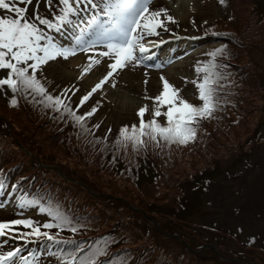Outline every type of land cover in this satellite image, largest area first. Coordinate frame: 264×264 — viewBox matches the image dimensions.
Listing matches in <instances>:
<instances>
[{
	"label": "rangeland",
	"instance_id": "1",
	"mask_svg": "<svg viewBox=\"0 0 264 264\" xmlns=\"http://www.w3.org/2000/svg\"><path fill=\"white\" fill-rule=\"evenodd\" d=\"M174 1L156 0L153 4V9H168L176 21L167 24L169 31L162 36L181 37L176 33H184L181 39L186 48L193 46V52L188 54L186 59L179 60L168 68H152L146 64L129 66L115 77L118 85L113 88L109 83V87L90 97L87 105L94 104L95 118L102 122V129H118L127 123L135 124L140 120L138 109L144 105L148 106L144 118L151 119L155 105L151 99L145 97H154L162 90L160 75L180 89V95L184 99L190 103L195 102L198 89L193 81L200 75L196 72V61L203 52L206 51L207 55V48L211 47L206 28L212 23H217L223 28H232L239 36L245 37L248 31L255 33L259 38L258 43L244 44L245 50L239 51L241 65L248 61L247 66L241 71L223 72L225 78L219 93L222 98V118L228 124L227 128H219V133L223 136L231 135L233 138L239 136L241 140H246L252 145V152L225 157L220 162L219 169L209 178L206 192L192 197L194 206L191 205L187 219L183 218L180 222L188 227L196 226L194 223H197L203 235L212 242L224 240L233 250L237 249V246L232 237L242 241L248 240L244 242L245 247L241 250L243 258L238 260L245 264H264V23L257 24V19L264 22V0H231L227 9H223L216 0H181V7L180 0H176V3ZM31 5H26L30 19L37 13L51 19L53 13H58L59 10L58 0H52L50 9L45 0H38L29 14ZM186 8L190 11L187 12L186 22H182L176 14L182 15ZM218 19L221 20L216 21ZM75 25L67 26L60 33L53 30L50 34L58 42L70 44L72 37L78 35L84 27L83 24ZM74 30L79 33L74 34ZM89 55L95 53L77 52L67 60L58 58L42 66V81L49 88V93L55 95L63 86L70 88L69 94L77 89L73 94L74 103L77 104L79 98L86 95L90 89L86 83L96 76L101 77L108 69L105 59L101 58L99 65H94L87 73L83 72V68L89 63ZM178 62L182 67L173 70L171 77L167 76V73L177 67ZM4 75V70H0V78ZM5 89L6 92L0 88V117L3 121L0 127L10 129L11 138L1 139L5 149L2 157L8 158L11 166L29 172L35 182L33 192L50 193L56 200H71L72 208L69 214L82 224L83 228L88 224V207L93 209L97 217H102L107 211L115 214L119 206L128 210L127 205L132 209H141L146 215L148 213L160 225L165 222L162 216L178 212L179 198L176 191L167 190L156 182L146 183L143 188H133L122 185L123 180L111 181L104 173V167L106 158L113 149L109 147V151L106 150L104 141L99 139L97 142L81 129L74 128L82 148L73 146L65 129L56 130L53 126L52 119L61 117L59 112L46 107L43 110L36 102L37 99L21 93H7L8 89ZM13 95L18 101L17 106L10 103ZM164 110L165 108H161V112ZM31 115L34 117L33 126L29 124ZM61 118L76 124L66 114ZM156 119L166 124V117L163 115ZM115 149L118 154L124 152V148ZM2 167L0 164V169ZM71 181H76L77 184ZM85 186L98 190V193L91 195L84 192ZM106 197L111 200H101ZM112 198L117 201L115 204H112ZM2 200L3 196L0 195V202ZM129 215L143 222L140 215L132 212ZM23 217L47 219L46 216L36 214L35 210H20L13 206L0 207L2 221ZM127 234L131 238L130 246L135 250L149 243L147 237L134 233L132 223L127 228ZM154 236L156 245L163 248L162 252L170 253L169 258L175 264H234L231 261L221 262L210 252L198 256L181 253L183 246L180 242L165 239L157 233H154ZM16 246L24 247L11 243L5 248ZM31 246L25 247V254ZM218 252L229 258L224 248L219 247ZM40 260L42 264H57L45 255L41 256Z\"/></svg>",
	"mask_w": 264,
	"mask_h": 264
},
{
	"label": "snow or ice",
	"instance_id": "2",
	"mask_svg": "<svg viewBox=\"0 0 264 264\" xmlns=\"http://www.w3.org/2000/svg\"><path fill=\"white\" fill-rule=\"evenodd\" d=\"M31 3L32 0H0V10H5L0 11V70L5 72L4 77L0 78V88L6 87L13 94L31 95L34 99L39 96L40 100L36 102L59 112L61 117L67 114L84 133L91 131L86 126L85 117L91 116L96 108L78 115L63 98L67 89L59 95L49 93L42 83V66L58 58L67 60L77 52L95 53L88 56L89 63L83 68V72L87 73L94 65L101 63V58H108L111 61L109 70L80 99V105H83L106 82L114 88V79L110 78H114L119 70L145 64L151 59L150 49L156 46V42L147 38L159 36L160 29L169 31L167 24L176 23L168 9H152V0H58V13H53L51 19L38 13L30 19L26 5ZM77 23L84 27L72 37L70 44L58 42L50 34L53 30L60 33L67 26ZM224 51L222 46L208 52L210 59L196 67V72L202 75H198L193 83L198 89L201 104L188 102L180 95V89L162 75V90L159 94L145 97L154 102L153 118L145 120L148 106L140 107L139 125L121 127L115 146L126 149L131 144L135 150H139L146 144L144 137L156 144L161 141L186 144L195 139L196 125L201 119L212 116L218 103L216 93L220 87L219 81L225 77L219 70L222 66L216 58L223 55ZM161 66L155 65L157 68ZM10 103L17 106L15 95ZM161 108L165 110L161 112ZM161 115L166 117V124L156 119ZM94 127L98 128L99 125ZM96 139L99 142V138ZM104 139L106 141L107 137ZM4 194L14 196L21 209L37 208L47 219L23 217L0 220V238L11 237L23 240L26 244L42 241L38 249L28 250L25 254V248L20 246L5 248L8 239H3L0 241V264H42L40 257L44 255L57 257L58 264H127L126 255L119 253L113 254L108 260L100 259L108 255L112 243L108 237L98 238L94 242L59 238L60 232L67 230L76 234L83 225L74 220L50 193L31 192L19 181L12 183L9 191L8 178L0 174V195ZM3 206L0 203V207ZM52 229L57 231L52 233Z\"/></svg>",
	"mask_w": 264,
	"mask_h": 264
},
{
	"label": "trees",
	"instance_id": "3",
	"mask_svg": "<svg viewBox=\"0 0 264 264\" xmlns=\"http://www.w3.org/2000/svg\"><path fill=\"white\" fill-rule=\"evenodd\" d=\"M236 34L238 35V33H236ZM238 37L241 38V42H242L241 49H244V47H245L244 44H246V45L257 44L259 41L258 36H256L255 33L249 32V31L245 37H244V35H241V36L238 35ZM247 64H248V61H246L244 63V65L242 66L241 62L239 61V56H237V61H236V63H234V66L239 67V68H241V70H243L247 66ZM33 118L34 117L31 115V121L29 122V124L31 126H33L32 125V119ZM214 118H216V117H214ZM214 118H211V120L205 119L204 122L200 124V131H199L200 137L197 136L195 138V140L198 141L200 144H201V142H200L201 139H202V141H204L206 143V145L203 146V148H202L203 150L201 151V146H198V147L192 146L190 151L188 152L189 156H191L190 160H188V162H185V163H178V165H177V167L179 169L187 168L189 174L192 173L195 179H196L195 176H199L200 179H203L205 176H207L206 174H203L204 172H211V171H214L217 168H219L220 162L225 157L235 154L236 151L242 145L247 143L246 140H241L239 138V136L233 138L231 135H225V136L221 135L219 133V126H218L219 122L214 121ZM1 119L2 118L0 117V121H1ZM9 135L10 134L7 133V134H1L0 136H1V139H3V138H9ZM18 135H20V133ZM70 140H71V143L73 146H75L77 148H82V144L79 141V139L70 138ZM208 149H209V151L207 152ZM221 152H225V154H222ZM107 176L110 178V176L108 174H107ZM150 180L153 182L155 181L157 183V185H159V184L162 185L167 190L176 191L177 194L179 193L178 189H177L176 182H174L171 178L168 177L167 179H164L160 183H158L159 182L158 179L153 180V169H151V171L146 174V177L144 179L145 184L147 182H149ZM122 185H126L129 187L131 184L128 182H123ZM159 188H160V186H159ZM83 190H84V192L90 193V194H91L90 191H94V192L98 193V190L92 189V188H89L86 186H85V188H83ZM102 197H104V196H102ZM107 197L102 198L101 200L102 201L111 200L110 198H107ZM129 214H131V211L125 210L124 206L123 207H121V206L117 207L115 214H110V212H108V211L105 212L103 214V216L100 217L103 219L104 222H106V225H105V228L103 231L104 234L107 231H110L112 229H116V228L122 226V229H123L122 234L126 235V237L130 238L127 234V228L129 226V221L131 219H135V218H133ZM116 215H125V216L124 217H116ZM133 231H134V233L139 234L134 229H133ZM154 232L155 231H151L152 234L150 233V235L147 237V241H149V243H146V245L144 247L139 249V251H141V252L147 251V250L150 251L151 256H152L151 263L156 262L161 256H167L169 258V255H170V253H165V251L162 252L163 248L159 245H156ZM130 240H131V238H130ZM180 252L189 254L188 250L186 249V247L184 245L182 247V251H180ZM135 264H144V262L138 261V262H135Z\"/></svg>",
	"mask_w": 264,
	"mask_h": 264
},
{
	"label": "bare ground",
	"instance_id": "4",
	"mask_svg": "<svg viewBox=\"0 0 264 264\" xmlns=\"http://www.w3.org/2000/svg\"><path fill=\"white\" fill-rule=\"evenodd\" d=\"M181 5H182V2H181V0H180V7H181ZM35 6V2L31 5V7H30V11H29V14L31 13V10H32V8ZM188 11H190V10H188L187 8H186V10L184 11V13L182 14V15H180V14H176L177 15V17H178V19H180L182 22H186V17H188ZM194 16V14H192L191 15V17H193ZM173 40L174 39H172V40H170V41H168L167 43H170V42H173ZM77 64L79 63V61H75ZM110 63V62H109ZM106 65H107V63H106ZM178 68L179 67H181V66H177ZM173 70H175V68H173L172 70H171V72H169L168 73V75L169 76H172V71ZM120 72V70L118 71V73ZM118 73H116L115 74V76H114V78L118 75ZM113 78V79H114ZM99 79V77L98 76H96L95 78H91L87 83H86V86H92V85H94V83L95 82H97V80ZM114 82H115V85H118L119 83H118V81H115L114 80ZM107 84H109V83H107ZM104 88V87H103ZM102 88V89H103ZM101 89V90H102Z\"/></svg>",
	"mask_w": 264,
	"mask_h": 264
}]
</instances>
